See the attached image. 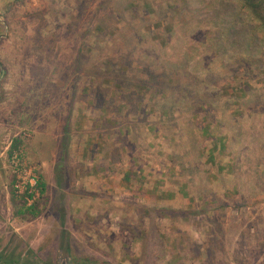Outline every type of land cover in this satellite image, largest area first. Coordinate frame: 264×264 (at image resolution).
Returning a JSON list of instances; mask_svg holds the SVG:
<instances>
[{
  "label": "rangeland",
  "instance_id": "374dc122",
  "mask_svg": "<svg viewBox=\"0 0 264 264\" xmlns=\"http://www.w3.org/2000/svg\"><path fill=\"white\" fill-rule=\"evenodd\" d=\"M188 2L170 36L184 0H0V254L264 264V30L233 0ZM185 59L155 99L136 63ZM173 88L182 104L162 126ZM19 149L38 181L32 206L14 188Z\"/></svg>",
  "mask_w": 264,
  "mask_h": 264
},
{
  "label": "trees",
  "instance_id": "16d2710c",
  "mask_svg": "<svg viewBox=\"0 0 264 264\" xmlns=\"http://www.w3.org/2000/svg\"><path fill=\"white\" fill-rule=\"evenodd\" d=\"M233 1H235L237 3V10L238 11H242V13L247 12L250 15L252 21H258V25L254 26L252 28V32L255 30H258L259 28L264 30V0H233ZM189 8H190V3L188 2V0H184V3L182 5V9H181V12L183 14L181 15V17L179 16L180 18L175 20V21L173 20V21L167 22L171 28V30H169V33L167 32L170 36H172L174 33H176V31H175L176 27H179V25L182 23V21L184 20V16L188 12ZM231 18H232V20L230 21L231 22L230 27L228 26V28H224V30H222V33H221V37L224 36L225 39H228L229 36L231 37L232 36L231 33L234 31V29L236 30L235 25L238 21V18L235 16L234 17L232 16ZM253 34L254 33H252V35ZM253 37H254V35H253ZM263 39L264 38H262V40ZM261 44L264 46V43H262V41H261ZM202 45L205 46V44H202ZM263 51H264V47L258 48L257 53L260 54V58H262V55H264ZM248 53H250V52L245 51L243 53V55L247 54L246 56H249ZM151 57L154 58L153 55H151ZM153 62H155V60H153ZM159 62L161 64L160 65L157 64V66H154V64L152 65V63H150V62L149 63H147L146 61L141 62L140 60L136 63V65L142 67V69L139 70L138 72H140L143 76H146V80L148 79L146 85L151 90V92L154 93L155 99L157 98V95H155V94H157L158 91H161L160 94H161V96H163V98L170 97V93L165 90L166 88L163 87V85H165L164 82L167 81L165 78L168 77L169 78L168 81H173V83H175V81L178 78V75H177L178 69L181 67H185L184 69L186 70L187 66H185V65L188 61L185 59V60L179 61V62H175V61L174 62L168 61L166 63L164 61H162V62L159 61ZM204 64L206 66L203 65V67L207 68V66H208V68H209V63L204 62ZM245 69H248V68L246 67ZM156 70H161L162 72L155 73ZM125 71L127 72L128 70H125ZM163 71H165V74L163 73ZM244 71H245V73L247 72V70H244ZM179 82L183 88H185L188 84V81L186 78H180ZM159 86H161V87H159ZM172 93H173V103H171L170 107H168L164 101H162V103L159 104L161 107V110L162 111L164 110V112H163L164 116L162 115L163 118L159 120V123L162 126H164V124L166 125L168 123L164 118H168V117L172 118L173 113H174V110H172V109H175L176 105L182 104V103H179L180 98H179L178 93L176 92L175 88H173ZM132 95L139 97L136 94H132ZM126 99L127 98L125 97L124 103L128 102V99L127 100ZM134 100H135L134 97L131 98V100H130V101H133L131 108H130V110L132 109V112H133L132 114L134 115L137 112H139L140 110H142V116L141 117H144V116L146 117L147 114H146V112H144L145 108L143 106V99L138 98L136 101H134ZM150 102L153 103V100ZM155 103H156V100H155ZM157 123L158 122H153V123H151V126L154 125L155 127H157L158 126ZM187 140L185 142H187ZM116 151L119 152L118 149ZM185 155L186 154H184V155L177 154L176 156H173V161H174V158L185 159L183 161L181 160L183 163L179 162V166H180V169L182 172H185L186 167H187L186 166V164H187L186 158L184 157ZM176 163L178 164V161H176ZM174 164H175V162H174ZM39 187L41 189V192L43 193L44 189H45L44 184L39 182ZM21 212L25 216L34 217V216H36V213H37L36 212V206L25 208V209L23 208L21 210ZM22 258H23L22 256H19L16 254H13V255H6L4 253L0 254V262H2L3 264L19 263ZM24 258H26V263L30 262V264H44V263H41L40 261H35L33 259V257L32 258L28 257V255L24 256ZM76 264H79V263L77 262Z\"/></svg>",
  "mask_w": 264,
  "mask_h": 264
},
{
  "label": "built area",
  "instance_id": "2783aa9c",
  "mask_svg": "<svg viewBox=\"0 0 264 264\" xmlns=\"http://www.w3.org/2000/svg\"><path fill=\"white\" fill-rule=\"evenodd\" d=\"M22 150L14 151L10 157L12 173L16 180L14 184L15 192L23 196L27 205H31L39 196L37 177L33 174L31 168H27V163Z\"/></svg>",
  "mask_w": 264,
  "mask_h": 264
},
{
  "label": "crops",
  "instance_id": "0c3cea01",
  "mask_svg": "<svg viewBox=\"0 0 264 264\" xmlns=\"http://www.w3.org/2000/svg\"><path fill=\"white\" fill-rule=\"evenodd\" d=\"M9 130H7V127H4L3 126V124H2V122H0V135L2 134V133H6V132H8ZM7 135H10V133H7ZM48 143V142H47ZM54 148V147H53ZM53 148H52V151H53Z\"/></svg>",
  "mask_w": 264,
  "mask_h": 264
}]
</instances>
